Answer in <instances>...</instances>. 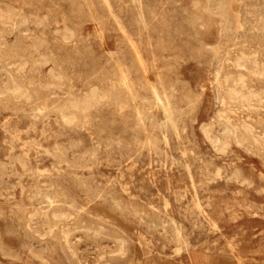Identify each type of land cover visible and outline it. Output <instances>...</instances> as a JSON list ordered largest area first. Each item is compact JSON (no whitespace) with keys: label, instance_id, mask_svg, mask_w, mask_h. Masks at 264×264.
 Returning a JSON list of instances; mask_svg holds the SVG:
<instances>
[{"label":"rangeland","instance_id":"obj_1","mask_svg":"<svg viewBox=\"0 0 264 264\" xmlns=\"http://www.w3.org/2000/svg\"><path fill=\"white\" fill-rule=\"evenodd\" d=\"M0 18V264H264V0H0Z\"/></svg>","mask_w":264,"mask_h":264},{"label":"bare ground","instance_id":"obj_2","mask_svg":"<svg viewBox=\"0 0 264 264\" xmlns=\"http://www.w3.org/2000/svg\"><path fill=\"white\" fill-rule=\"evenodd\" d=\"M204 1H206V0H204ZM208 2H209V1H208ZM210 2H211V1H210ZM200 3H201V2H200ZM206 3H207V2H206ZM204 4H205V2H204ZM202 5H203V4H202ZM207 6H208V5H207ZM207 6H206V7H207ZM4 7H5V6H4ZM194 7H196V6H194ZM204 7H205V6H204ZM197 8H198V7H197ZM208 8H209V6H208ZM203 9H204V8H203ZM201 10H202V8H201ZM16 11H17V10H16ZM202 11H203V10H202ZM206 11H207V10H206ZM218 11H219V10H218ZM207 12H208V11H207ZM202 13H204V12H202ZM220 13H221V12H220ZM17 14H18V13H17ZM214 14H215V12H214ZM221 14H222V13H221ZM25 15H26V14H25ZM204 15H205V13H204ZM209 15H210V13H209ZM215 15H216V14H215ZM219 15H220V14H219ZM223 15H224V14H223ZM26 16H27V15H26ZM212 16H213V14H212ZM220 16H221V15H220ZM35 17H36V16H35ZM62 17H63V16H62ZM207 17H208V16H207ZM19 18H20V17H19ZM197 18H198V17H197ZM208 20H209V19H207V21H208ZM33 21H34V20H33ZM0 22H1V18H0ZM197 22H198V21H197ZM224 22H225V21H224ZM220 24H221V23H220ZM223 25H224V24H223ZM219 26H221V25H219ZM202 27H203V25H202ZM202 27H201V28H202ZM222 28H224V26L221 27V29H222ZM228 29H229V28H228ZM69 30H70V29H69ZM70 31H71V30H70ZM223 31H224V30H223ZM228 31H230V30H228ZM228 31H227V32H228ZM33 32H34V31H33ZM62 32H63V31H62ZM221 32H222V31H220V33H221ZM67 33H69V31H68ZM221 34H222V33H221ZM62 35H63V34H62ZM62 35H61V36H62ZM69 35H70V34H69ZM64 36H65V35H64ZM66 36H67V35H66ZM69 37H70V36H69ZM69 37H67V38H69ZM61 38H62V37H61ZM63 38H64V37H63ZM63 38H62V39H63ZM64 40H65V39H64ZM62 42H63V41H62ZM64 43H65V42H64ZM42 44H43V43H42ZM212 48H215V47H212ZM253 49H254V48H253ZM249 52H250V51H249ZM216 53H218V51H217ZM237 53H238V52H237ZM259 53H260V52H259ZM213 54H214V53H213ZM240 54L243 55L244 53H243V54L240 53ZM240 54H239V55H240ZM215 55H216V54H215ZM194 56H195V55H194ZM245 56H247V55H245ZM38 57H39V56H38ZM242 57H243V56H242ZM249 57H251V56H249ZM240 58H241V57H240ZM243 58H244V57H243ZM245 58H247V57H245ZM252 58H253V57H252ZM252 58H250V59H252ZM235 59H237V56H236ZM238 59H239V58H238ZM245 60H246V59H245ZM245 60H244V61H245ZM247 60H248V58H247ZM253 60H254V58H253ZM253 60H252V63H253ZM242 61H243V60H242ZM242 61H241L240 63H243V62H244V61H243V62H242ZM255 61H256V59H255ZM255 61H254V63H255ZM5 62H6V61H5ZM17 63H18V62H17ZM240 63H235V64L238 65V64H240ZM5 64H6V63H5ZM9 64H11V63H9ZM12 64H13V63H12ZM18 64H19V63H18ZM21 64H24V62L21 63ZM233 64H234V61L232 62V65H233ZM255 64H256V63H255ZM255 64H252V65L254 66ZM243 65H244V64H243ZM257 65H258V64H257ZM257 65H255L254 67H256ZM7 66H8V65H6V67H7ZM24 66H25V64L22 66L23 69H24ZM238 66H240V65H238ZM250 66H251V65H250ZM259 66H260V65H259ZM9 67H10V66H9ZM12 67H15V65L13 64ZM20 67H21V65H20ZM235 67H237V66H235ZM248 67H249V66H248ZM248 67H247V68H248ZM254 67H253L254 70H256V69L258 68V67H257V68L255 69ZM18 68H19V67H18ZM239 68H240V67H239ZM239 68H238V69H239ZM242 68H243V67H242ZM242 68H241V70H242ZM54 69H55V68H54ZM3 70H4V69H3ZM21 70H22V68H21ZM21 70H20V71H21ZM233 70H234V69H233ZM235 70H237V68H236ZM239 70H240V69H239ZM245 70H246V69H244V72H245ZM259 70H261V69H259ZM263 70H264V69H263ZM15 71H17V69H16V70H13V72H15ZM20 71H17V72H20ZM257 71H258V70H257ZM4 72H5V70H4ZM17 72H16V73H17ZM237 72H238V71H237ZM248 72H249V71H248ZM261 72H262V71H261ZM261 72H260V73H261ZM6 73H7V72H6ZM53 73H54V72H53ZM254 73H256V72H254ZM50 74H52V73L50 72ZM238 74H239V73H238ZM248 74H249V73H248ZM7 75L10 76L9 74H7ZM17 75H18V74H17ZM229 75H230V74H229ZM234 75H235V74H234ZM234 75H230V76L234 77ZM250 75H251V74H250ZM254 75H256V78L258 77L257 74H254ZM254 75H251V76L254 78ZM262 75H263V74H262ZM239 76L241 77L240 74H239ZM259 76H260V75H259ZM226 77H227V76H226ZM237 77H238V75H237ZM245 77H246V76H244V79H245ZM228 78H229V77H228ZM263 78H264V77H263ZM8 79H10V78H8ZM65 79H66V78H65ZM236 79H238V78H236ZM249 79H250V78H249ZM251 79H252V78H251ZM251 79H250V81H252ZM258 79H259V77H258ZM13 80H14V79H13ZM240 80H241V78H240ZM240 80H239V81H240ZM56 81H57V80H56ZM124 81H125V80H124ZM224 81H225V79L223 80V82H224ZM234 81H235V80H233V82H234ZM242 81H243V78H242L241 82H242ZM245 81H246V79H245ZM245 81H244V82H245ZM244 82H242V83H244ZM12 83H13V82H12ZM250 83H251V82H250ZM225 84H226V83H225ZM232 84H233V83H232ZM239 84H240V83H239ZM239 84H238V85H239ZM245 84H246V82H245ZM245 84H244V85H245ZM256 84H257V83H256ZM223 85H224V83H223ZM244 85H243V87H244ZM246 85H247V84H246ZM13 86H14V85H13ZM21 86H22L21 88L23 89V85H21ZM50 86H51V85H50ZM123 86H124V85H123ZM234 86H236L235 83H234ZM250 86H251V85H250ZM250 86H248V88H249ZM16 87H17V86H16ZM16 87H15V89H16ZM125 87H126V86H125ZM130 87H131V86H130ZM225 87H227V86H225ZM240 87H241V86H239V89H240ZM252 87H253V86H252ZM19 88H20V86H19ZM233 88H234V87H233ZM236 88H238V87L236 86ZM241 88H242V87H241ZM245 88H246V87H244V89H245ZM55 89H56V88H55ZM126 89L128 90L129 88L126 87ZM130 89H131V88H130ZM224 89H225V88H224ZM229 89H230V88H229ZM251 89H252V88H251ZM251 89H250V90H251ZM6 90H7V89H6ZM20 90H21V89H20ZM89 90H90V89H89ZM91 90H94V88L91 89ZM200 90H201V89H200ZM231 90H232V88H231ZM231 90H230V91H231ZM233 90H234V89H233ZM233 90H232V91H233ZM240 90H241V89H240ZM240 90H239V91L237 90V91H238V95H239V96L241 95V97H242V96H243V95H242L243 93L240 94V93H239ZM252 90H253V89H252ZM252 90H251V91H252ZM120 91H121V90H120ZM226 91H227V88H226ZM226 91H225V93L227 94L229 91H227V92H226ZM237 91H235V93H236ZM251 91H249V93H250ZM257 91H258V90H257ZM10 92H13V91L10 90ZM92 92H93V91H92ZM111 92H113V91H111ZM114 92H115V91H114ZM121 92H122V91H121ZM129 92H130V91H129ZM241 92H243V91L241 90ZM246 92L248 93V90H246ZM259 92H261V91H259ZM259 92H257V93H259ZM7 93H8V92H7ZM7 93H5V95H6ZM89 93H90V92H89ZM133 93H134V92H133ZM229 93H230V92H229ZM233 93H234V92H232V95H233ZM252 93H253V91H252ZM252 93H251V94H252ZM13 94H14V93H13ZM20 94H21V93H20ZM23 94H24V93H23ZM25 94H26V92H25ZM222 94H223V93H222ZM226 94H225V95H226ZM236 94H237V93H236ZM251 94H250V95H251ZM255 94H256V93H255ZM0 95H3V94H0ZM11 95H12V93H11ZM14 95H16V94H14ZM14 95H12V97H13ZM69 95H70V94H69ZM107 95H108V94H107ZM115 95H116V94H115ZM229 95H230V94H229ZM229 95H228V96H229ZM232 95H231V96H232ZM257 95H258V94H257ZM261 95H262V94H261ZM19 96H20V95H19ZM22 96H23V95H21V97H22ZM85 96H86V93H85ZM112 96H114V95H112ZM236 96H237V95H236ZM245 96H246V95H244V97H245ZM248 96H249V95H248ZM0 97L2 98L3 96H0ZM12 97H11V98H12ZM14 97H15V96H14ZM17 97H18V96H17ZM21 97H19V98L21 99ZM89 97H90V96H89ZM91 97H92V96H91ZM94 97H95V94H94ZM222 97H223V96H222ZM229 97H230V96H229ZM233 97H234V96H233ZM241 97H240V99H241ZM244 97H242V99H243ZM249 97H250V96H249ZM252 97H253V94H252L251 98H252ZM256 97H257V99H258L259 96H256ZM260 97H261V96H260ZM260 97H259V98H260ZM24 98H25V97H24ZM84 98H85V97H84ZM95 98H96V97H95ZM224 98H225V97H224ZM227 98H228V97H227ZM236 98H237V97H236ZM251 98H248L249 100H248V101L246 100V101H247V102H250V101H251V100H250ZM261 98H262V97H261ZM261 98H260V100H261ZM14 99H15V98H14ZM25 99H27V98H25ZM89 99H90V98H89ZM108 99H109V98H108ZM156 99H157V98H156ZM221 99H222V98H221ZM225 99H226V98H225ZM232 99H233V98L231 97V100H232ZM238 99H239V98H238ZM240 99H239V100H240ZM245 99H246V98H244V102H246ZM257 99H256V100H257ZM263 99H264V98H263ZM11 100H12V99H11ZM74 100H77V99L74 98ZM85 100H87V98H86ZM93 100H94V99H93ZM95 100H97V99H95ZM234 100H235V98H234ZM254 100H255V98H254ZM13 101H18V100L15 99V100H13ZM90 101H91V99H90ZM90 101H84V100H83V101H80V102H75V103L73 104V109H74V108H80V107L83 108L82 106L86 107V105H87L88 107H86L87 109H85V110L89 111L88 108H89V106H90V104H89ZM102 101H103V100H102ZM225 101H227V99H226ZM237 101H238V100H237ZM241 101H242V100H241ZM263 101H264V100H262V102H263ZM9 102H11V101H9ZM26 102H27V100H26ZM93 102H95V101H93ZM93 102H92V103H93ZM100 102H101V101H100ZM231 102H232V101H231ZM242 102H243V101H242ZM244 102H243V103H244ZM258 102H259V100L257 101V103H258ZM87 103H88V104H87ZM96 103H97V102H95V104H96ZM229 103H230V102H229ZM259 103H261V102H259ZM263 103H264V102H263ZM15 104H16V103H15ZM93 104H94V103H93ZM99 104H100V103H99ZM233 104H236V101H235V103H233ZM237 104H239V102H238ZM247 104H249V103H247ZM247 104H244L245 107H246ZM96 105H98V104H96ZM96 105H95V106H96ZM244 105H243V106H244ZM251 105H252V104H251ZM258 105H259V104H258ZM258 105H257V106H258ZM243 106H241V107L243 108ZM248 106H249V105H248ZM255 106H256V105H255ZM241 107H240V105H239V109H240ZM249 107H250V106H249ZM249 107H248V108H249ZM252 107H253V106H252ZM259 107H260V106H259ZM259 107H258V108H259ZM261 107H262V106H261ZM261 107H260L259 109H261ZM56 108H57V107H56ZM56 108H55V110L57 111ZM91 108H92V107H91ZM253 108H255V107H253ZM58 109H59V107H58ZM73 109H71V110H73ZM89 109H90V108H89ZM225 109H226V108H225ZM237 109H238V108H237ZM243 109L245 110L246 108H243ZM259 109H258V110H259ZM75 110H76V109H75ZM79 110L81 111L82 109H79ZM85 110H84V111H85ZM80 111H79V112H80ZM241 111H242V110H241ZM57 112H59V114H60V112H63V109H59V111H57ZM85 112H86V111H85ZM85 112H82V113H85ZM135 112H136V111H135ZM222 113H223V112H222ZM257 113H258V112H257ZM243 114H244V113H243ZM83 115H84V114H83ZM223 115H224V114H223ZM223 115H222V116H223ZM60 116H61V114H60ZM245 116H246V115H245ZM73 117H74V115H73ZM73 117H72V118H73ZM75 117H76V116H75ZM61 118H62V117H61ZM72 118H71V119H72ZM76 118H77V117H76ZM74 119H75V118H74ZM231 119H232V118H231ZM247 119H248V118H247ZM36 120H37V119H36ZM72 120H73V119H72ZM75 120H76V119H75ZM77 120H78V119H77ZM244 120H245V118H244ZM62 122H63V121H62ZM70 122H71V121H70ZM70 122H69V123H70ZM76 122H77V121H76ZM80 122H81V121H80ZM243 122H244V121H243ZM67 123H68V122H67ZM67 123H64V124H67ZM71 123H72V122H71ZM237 124H239V123H237ZM246 126H247V125H246ZM248 126H249V125H248ZM251 126H252V125H251ZM251 126H249V127H251ZM238 127H241V126H238ZM242 127H243V126H242ZM249 127H247V128H249ZM245 128H246V127H245ZM245 128H242V129H243V132H244ZM247 128H246V129H247ZM252 130H254V128H253V129L250 128V131H251V132L249 131L250 134L252 133ZM245 131H246V130H245ZM255 131H256V130H255ZM203 132H204V131H203ZM253 132H254V131H253ZM255 133H256V132H255ZM244 134H245V133H244ZM262 134H263V133H262ZM245 135H246V134H245ZM248 135H249V134H248ZM251 137H252V135H251ZM255 137H257V135H255ZM260 137H261V136H260ZM262 137H263V136H262ZM258 138H259V136H258ZM258 138H257V140L259 141L260 138H259V139H258ZM227 140H229V139H227ZM227 140H226V141H227ZM255 140H256V139H255ZM207 141H208V140H207ZM253 142H254V141H253ZM263 142H264V141H263V139H262V143H263ZM256 143H257V142H256ZM260 143H261V141H260ZM254 144H255V143H254ZM254 144H253V145H254ZM257 144H259V143H257ZM210 145H211V144H210ZM260 145H261V144H260ZM262 145H263V144H262ZM225 146H227V144H226ZM234 146H235V145H234ZM256 146H257V145H256ZM258 146H259V145H258ZM222 147H224V146L222 145ZM222 147L220 148L221 150L223 149ZM137 149H138V148H137ZM220 149H219V152H220ZM223 150H224V149H223ZM223 150H222V152H223ZM136 151H137V150H136ZM246 154H247V153H246ZM181 157H183V156H181ZM164 158H165V157H164ZM174 163H175V162H174ZM169 169H170V168H169ZM156 175H157V174H156ZM47 176H48V175H47ZM218 178H219V177H218ZM46 184H47V183H46ZM44 185H45V184H44ZM50 188H51V187H50ZM123 188H124V187H123ZM119 189H120V188H119ZM44 192H45V191H44ZM30 195H31V194H30ZM104 197H105V196H104ZM193 197H194V196H193ZM162 201H163V200H162ZM189 201H190V200H189ZM166 205H167V204H165V206H166ZM121 209H122V208H121ZM58 212H59V211H58ZM58 212H57V214H58ZM61 212H62V211H61ZM55 213H56V212H55ZM57 214H56V216H57ZM35 215H36V214H35ZM52 215H53V213H52ZM68 215H69V214H68ZM72 215H73V214H72ZM141 215H142V214H141ZM32 216H34V215H32ZM56 216H55V217H56ZM252 216H253V215H252ZM30 217H31V214H30L29 218H30ZM59 217H60V216H59ZM59 217H58V218H59ZM62 218H63V217H62ZM53 219L55 220V218H53ZM62 221H63V220H62ZM168 221H169V220H168ZM156 222H157V221H156ZM65 225H66V224H65ZM211 227H212V226H211ZM25 228H26V227H25ZM49 228H51V227H49ZM67 228H68V227H67ZM73 228H74V227H73ZM79 228H80V227H79ZM99 228H100V227H99ZM27 229H28V227H27ZM80 229H81V228H80ZM102 229H103V228H102ZM49 230H50V229H49ZM62 230H63V229H62ZM68 230H69V229H68ZM75 230H76V229H74L73 231H75ZM85 230H86V229H85ZM98 230H99V229H98ZM63 231H64V230H63ZM86 231H87V230H86ZM90 232H91V231H90ZM101 232H103V231H101ZM101 232H100V233H101ZM75 233H76V232H75ZM96 233H97V231H96ZM91 234H92V233H91ZM98 234H99V232H98ZM63 235H65V234H63ZM68 235H69V234H68ZM70 235H71V234H70ZM93 235H95V234H93ZM93 235H92V236H93ZM38 236H39V235H38ZM85 236H86V235H85ZM97 236H98V235H97ZM102 237H103V236H102ZM66 238H68V237H67V234H66ZM221 238H222V237H221ZM39 239H40V238H39ZM64 239H65V238H64ZM110 239H111V238H110ZM66 240H67V239H66ZM177 241H178V239H177ZM177 241H176V242H177ZM223 241H224V240H223ZM232 241H233V240H232ZM115 242H118V241H115ZM69 244H70V243H69ZM117 244H118V243H117ZM119 244H120V241H119ZM119 244H118V245H119ZM176 244H177V243H176ZM225 244H226V243H225ZM124 245H125V244H124ZM105 246H106V245H105ZM76 247H77V246H76ZM138 247H139V246H138ZM179 247H180V246H179ZM31 248H32V247H31ZM74 248H75V247H74ZM119 248H120V247H119ZM119 248L117 249L118 252H119V250H120ZM121 248H123V245L121 246ZM177 248H178V247H177ZM179 250H180V249H179ZM96 251H97V250H96ZM121 251H122V250H121ZM187 251H188V250H187ZM111 252H112V251H111ZM122 252H123V251H122ZM179 252H180V251H179ZM120 253H121V252H120ZM120 253H119V254H120ZM175 253H177V251H176ZM119 254H118V256H119ZM233 254H234V253H233ZM123 255H124V254H123ZM120 256H122V255L120 254ZM74 257H75V256H74ZM126 258H127V257H126ZM99 259H100V258H99ZM101 259H102V258H101ZM125 260H126V259H125ZM238 260H239V259H238ZM100 261H101V260H100ZM66 263H67V262H66ZM239 263H240V262H239ZM42 264H43V263H42ZM78 264H79V263H78Z\"/></svg>","mask_w":264,"mask_h":264}]
</instances>
